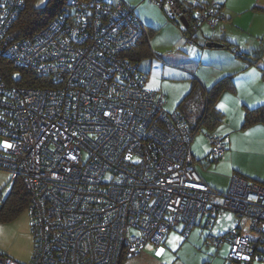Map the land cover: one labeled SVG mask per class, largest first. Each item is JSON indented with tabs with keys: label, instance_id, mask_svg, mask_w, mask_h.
I'll return each mask as SVG.
<instances>
[{
	"label": "built area",
	"instance_id": "built-area-1",
	"mask_svg": "<svg viewBox=\"0 0 264 264\" xmlns=\"http://www.w3.org/2000/svg\"><path fill=\"white\" fill-rule=\"evenodd\" d=\"M70 1L72 13L16 38L10 30L24 2L0 0V57L33 77L19 84V72L0 71V169L28 192L33 240L29 261L0 252V264H122L148 243L161 251L171 228L186 236L225 210L239 218L228 233V264L264 258L255 250L264 242V183L239 174L224 192L206 183L191 152V122L164 108V95L145 86L125 52L142 30L130 7ZM152 1L182 24L175 0ZM193 15L212 29L225 18L211 4ZM204 136L207 159L221 157L223 136Z\"/></svg>",
	"mask_w": 264,
	"mask_h": 264
},
{
	"label": "rangeland",
	"instance_id": "rangeland-1",
	"mask_svg": "<svg viewBox=\"0 0 264 264\" xmlns=\"http://www.w3.org/2000/svg\"><path fill=\"white\" fill-rule=\"evenodd\" d=\"M124 1L133 7L144 25L156 28L148 40L151 56L142 58L139 66L146 73L145 86L164 95V108L167 111L176 110L180 100L190 92L192 77H197L209 87L223 76L233 74L235 90L225 89L217 98L215 106L221 111L222 120L211 131L223 136L227 150L215 161L207 159L211 145L204 133L208 129L199 127L191 141V151L196 160L198 174L208 177L207 180L214 185V189L217 188V192L225 186L228 188L234 171L246 174L251 181L264 183V179L251 175L252 168H264V144L260 146L262 141H259V138H264V130L254 126L240 127L244 114L243 103L246 96L252 95V89L248 78L243 76L245 70L240 69V65L245 62V56L239 54L245 50V46L256 44L260 40L247 32L249 25L245 20L248 16L234 19L236 22L243 18L244 27L237 23H227L232 20L227 19V16L218 21L213 29L206 22H202L199 32L195 33L197 42L192 43L187 40L192 36L183 31L182 24L174 22L167 11V5L163 6V10L160 4L150 0ZM44 2L45 0H38L36 5ZM221 31L225 33L228 43L225 41L223 47L204 46L203 35ZM229 41L237 45H231ZM247 52L249 51H246V57L249 56ZM200 101L199 98L192 99L185 108V114L190 117L191 124L195 120ZM26 206V203L20 204L12 213L20 218L28 216ZM204 223L202 220L201 225ZM238 223L239 218L225 210L219 212L208 226L194 225L186 236L181 234L180 228H171L160 245L164 248L161 253H157L154 246L148 243L139 256L128 257L124 259L123 264H228V233L234 230ZM6 233V245L12 249L21 240L18 226H11ZM221 237H224V240H221ZM215 239L221 240L219 245L215 244ZM250 264H264V261L254 258Z\"/></svg>",
	"mask_w": 264,
	"mask_h": 264
},
{
	"label": "trees",
	"instance_id": "trees-1",
	"mask_svg": "<svg viewBox=\"0 0 264 264\" xmlns=\"http://www.w3.org/2000/svg\"><path fill=\"white\" fill-rule=\"evenodd\" d=\"M37 1L38 0H23L24 6L20 11L17 12V15L13 21L10 30L13 33L14 37L16 38L28 37L30 35H33L34 33L42 30L51 19L57 16H61L65 13L67 14H69V12L72 13L75 10L74 8L75 5H73L70 0H45L43 4L36 5ZM122 1L124 2L125 5L130 7V9L132 10V12L134 13V15L136 16V18L138 19V21L142 26V30L140 31L139 36L137 37L135 42L130 45L129 48L125 49V52L127 53V55L131 60H134L136 63H138V68L143 73L144 84H145L146 73L140 68L139 62L141 61L142 58L151 56V50L149 48L148 40L153 30L156 28H154L153 26L144 25L140 21L139 17L135 14L133 7L127 4L124 0ZM109 2H114V1H109ZM175 2L181 9L182 15H184L188 21V26L183 28V31L191 35L192 37L189 38H191L192 40L193 38H195V42H197L195 33L200 29L201 21L197 20V18L193 15V11L196 8L202 6L205 7V5H209V4L208 3L205 4L204 2H194L191 0H175ZM211 5H217L219 11L221 10L219 4L212 3ZM161 7L163 10H165L163 6ZM206 39L212 40L211 38H204L203 39L204 46ZM260 53H261V49H257L250 53L253 54L252 58L250 56L246 57L243 52L239 55L245 56L244 59L246 61V65L249 66L252 64L258 65L257 58L260 57ZM13 67H15V69ZM13 67L9 60L0 57L1 73L4 72V75H7L6 72L7 73L19 72L21 76H17V79L14 78L12 79L19 84H31V82L28 83L27 80H25L27 79V77L33 79V77L30 76V73L15 65H13ZM258 67L260 68L261 74L264 76V67H260V66ZM233 82H234L233 75L229 74L218 79L211 86L206 87L197 77H192L190 92L180 100L177 107L178 109L182 110L185 113V108L187 107L190 100L195 98L201 99L199 103L198 111L196 112V115L194 117L195 120L191 124L194 132H196L199 127H205L206 129H208L205 131H213L214 128L219 124V122H221L222 113L215 106V102L219 97V95L225 89L231 91L235 90ZM243 107H244V114H243V121L240 126L241 128H246L257 123L264 124V101L255 106L243 105ZM185 116L188 119H190L188 115L185 114ZM225 148L226 151L227 147ZM219 158L220 157L216 158L215 160ZM234 174L245 176L244 174L236 171H234L232 175ZM0 199L2 202L0 205V222H8L15 219L17 215L12 212L16 211L19 208L20 204L25 205L26 203L27 204L26 207L29 206L28 192L24 187L23 183L18 179L9 185V190L7 195H5L3 198L0 197ZM261 246L264 247V242L260 245H256L255 250L264 251V249H262ZM256 259L264 261V258H256Z\"/></svg>",
	"mask_w": 264,
	"mask_h": 264
},
{
	"label": "crops",
	"instance_id": "crops-1",
	"mask_svg": "<svg viewBox=\"0 0 264 264\" xmlns=\"http://www.w3.org/2000/svg\"><path fill=\"white\" fill-rule=\"evenodd\" d=\"M191 1L204 2L205 4L206 3H208V4H212V3L219 4L221 7L220 11L224 15V17L227 16V19H229V18L232 19L229 22H227L229 24L237 23V24L243 26V23H244L243 18L236 20V22H234V19L236 17L238 18V17H242V16H248V19L245 20V22L249 25L247 32L249 34H251L252 36H254L255 39H260V40L256 44L251 43L248 46H245V48H244L245 50H242V51L245 54V56L247 55L246 51H249L247 53H249V56L251 58L253 56V54H250L251 52H253L257 49H261V53H260V57L257 58L258 59V65L252 64V65L248 66V65H246V61L244 62V64L240 65V69H242V71L245 70L244 72H246V73L243 76L248 78V83H251L250 88L252 89L251 90L252 95L246 96V100L244 101L243 104L247 105V106H255V105L262 103L264 101V76L261 74L260 68L258 66L264 67V0H191ZM225 7H226V11H224ZM248 14H250V15H248ZM225 28H226V24H225ZM197 32H199V31H197ZM195 36H197V35H195ZM202 38L203 39L204 38H211L212 39V40L206 39L205 42L216 41V42L221 43L222 45H224L225 41L228 43V39L225 37V33L223 31H221L220 33L213 32L210 35H203ZM194 41L195 40H192V43ZM230 44L231 45H233V44L237 45L236 43H232V42H230ZM252 45H254V46H252ZM251 126L258 127V128H260L259 130H264V124H262V123H257V124L251 125ZM251 126H249V127H251ZM259 141H262L260 143V146H261V144H264V138H259ZM262 151L264 154V150H262ZM227 156H228V154H227ZM193 157H194V155H193ZM194 160H195V157H194ZM252 169L253 170L251 172V175H254L255 176L254 178L264 179V168L259 169V170H255V168H252ZM245 176H246V174H245ZM201 177L210 186H212V187L214 186L209 182V180H207L208 177H206V176H201ZM246 177H248V176H246ZM9 178H10L9 172L7 170L0 169V197L1 198H3L8 193ZM225 189H226V186L223 189H218V191L224 192V191H226ZM216 190H217V188H216ZM11 226L12 227L18 226L19 234L21 236V240L18 241L16 246L12 249H10L6 245V241L8 238V233H6V231L9 228H11ZM200 226H202V225L200 224ZM190 230L188 231V234H190L189 233ZM168 232H169V230H168ZM168 232L166 233L165 237L168 235ZM161 244H162V242H161ZM32 247H33V240H32L30 229H29V221H28L27 215H24L22 218H20L18 216L15 219L8 221V222H0V252L1 253H4V254L12 257L13 259H15L19 262H27V261H29ZM163 249L164 248L162 247L161 251H159V252L156 251V252L161 253L163 251Z\"/></svg>",
	"mask_w": 264,
	"mask_h": 264
},
{
	"label": "water",
	"instance_id": "water-1",
	"mask_svg": "<svg viewBox=\"0 0 264 264\" xmlns=\"http://www.w3.org/2000/svg\"><path fill=\"white\" fill-rule=\"evenodd\" d=\"M180 21L184 27L188 26V21L184 15L180 16ZM205 46L206 47H222L223 45L219 42H216V41H207V42H205Z\"/></svg>",
	"mask_w": 264,
	"mask_h": 264
},
{
	"label": "bare ground",
	"instance_id": "bare-ground-1",
	"mask_svg": "<svg viewBox=\"0 0 264 264\" xmlns=\"http://www.w3.org/2000/svg\"><path fill=\"white\" fill-rule=\"evenodd\" d=\"M19 38V37H18ZM194 43V42H193Z\"/></svg>",
	"mask_w": 264,
	"mask_h": 264
}]
</instances>
